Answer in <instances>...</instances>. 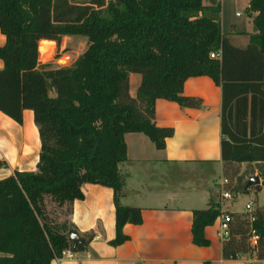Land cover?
<instances>
[{
  "label": "trees",
  "instance_id": "trees-1",
  "mask_svg": "<svg viewBox=\"0 0 264 264\" xmlns=\"http://www.w3.org/2000/svg\"><path fill=\"white\" fill-rule=\"evenodd\" d=\"M220 11L219 0H0V111L21 123L23 111L31 110L41 143L34 171L0 179V264H52L66 249L86 250L93 232L73 248L69 236L77 230L68 218L84 183L112 189L109 242L128 239L124 225L140 224L142 215L120 201L124 135L143 133L163 149L174 130L156 125L155 101L200 107V98L182 93L189 77L208 76L222 88L225 190L245 193L255 175L264 186V0H250L246 8L254 33L244 47L222 33ZM64 36L86 37L85 50L68 66L41 63L39 42L59 46ZM130 74L140 75L133 96ZM232 86L238 89L227 95ZM242 163L255 165L243 182ZM47 197L66 207L65 220L50 216ZM222 213L231 218L222 257L254 253L264 260V206L224 212L210 203L193 210V243L207 245L204 228ZM250 228L258 235L255 248L248 244Z\"/></svg>",
  "mask_w": 264,
  "mask_h": 264
},
{
  "label": "crops",
  "instance_id": "crops-1",
  "mask_svg": "<svg viewBox=\"0 0 264 264\" xmlns=\"http://www.w3.org/2000/svg\"><path fill=\"white\" fill-rule=\"evenodd\" d=\"M249 1L246 0L245 11ZM246 17L248 28L242 31L233 26L228 35L237 46L247 45L254 33L252 17ZM46 41L49 47L55 45L51 40L40 42ZM4 43L0 32V46ZM134 81L135 74H130V87ZM234 87L229 88L227 95L238 89ZM182 93L200 98L201 106L181 107L166 99L155 101L156 125L174 130L163 149H157L143 133L124 135L127 158L118 166L124 176L120 201L141 209V223L125 224L123 233L128 239L119 245L110 244L115 236L113 191L84 183L83 198L73 201L68 218L80 236L93 232L94 237L86 250L75 252L73 258L56 259L52 264H264L254 253H243L236 259L222 257L219 218L204 228L207 245L193 243V210L207 208L211 203L219 204L224 212H232L225 202L227 198L221 197L225 189L221 185V143L228 134L222 133V88L210 77L187 78ZM130 94L133 96L135 91L130 89ZM40 147L31 110L23 111L21 123L0 111V179L14 170L34 171Z\"/></svg>",
  "mask_w": 264,
  "mask_h": 264
},
{
  "label": "rangeland",
  "instance_id": "rangeland-1",
  "mask_svg": "<svg viewBox=\"0 0 264 264\" xmlns=\"http://www.w3.org/2000/svg\"><path fill=\"white\" fill-rule=\"evenodd\" d=\"M74 1L83 3L85 0ZM245 6L246 0H221L220 23L223 33L229 35L233 26H237L242 31L248 28L250 24L247 22ZM54 43L55 45L52 43L51 47L48 45V50L46 53H41L39 50L40 62H49L54 66H68L85 50L87 39L86 37L71 36L62 38L59 46L56 44V42ZM58 58L61 60L58 61ZM139 81L140 75L135 74V81L131 84L130 89L135 91ZM254 168L255 165L253 164L240 165L241 182L247 180L251 175L254 174ZM235 185L236 181H231L230 187H234ZM227 191L230 193L231 197L227 198L225 202L227 203L228 209L234 212L245 211V205L249 202L252 203V210L258 206H264V186L260 191L255 190L254 185H252L251 188L245 193H235L230 190ZM46 202L47 210L54 220L61 222L67 218L66 207H59L48 197L46 198Z\"/></svg>",
  "mask_w": 264,
  "mask_h": 264
},
{
  "label": "built area",
  "instance_id": "built-area-1",
  "mask_svg": "<svg viewBox=\"0 0 264 264\" xmlns=\"http://www.w3.org/2000/svg\"><path fill=\"white\" fill-rule=\"evenodd\" d=\"M219 56L218 53H211L210 57L211 58H217ZM61 60L58 58V61ZM228 182V180L226 178L223 179L221 185H225ZM263 186V185H262ZM221 197L222 198H229L231 197L230 193L225 190L222 189L221 191ZM246 210L251 212L252 211V203L249 202L245 205ZM219 225H218V236L222 241H225L229 238L230 236V221L231 218L227 213H222L219 217ZM254 218L252 215H250V221H253ZM257 241H258V235L255 231V229L250 228L249 231V236H248V244L249 246H251L252 248H255V246L257 245ZM75 256V252L71 251L70 249H66L62 252L61 257L57 258V260H60L62 258H73Z\"/></svg>",
  "mask_w": 264,
  "mask_h": 264
},
{
  "label": "water",
  "instance_id": "water-1",
  "mask_svg": "<svg viewBox=\"0 0 264 264\" xmlns=\"http://www.w3.org/2000/svg\"><path fill=\"white\" fill-rule=\"evenodd\" d=\"M250 185H254L255 189L257 191H260L262 189V182L259 178V176L255 175L253 177H251L247 184L246 187L250 186ZM71 242H72V247L75 248L78 244H83L85 242V239L80 236L77 232H72L69 236Z\"/></svg>",
  "mask_w": 264,
  "mask_h": 264
},
{
  "label": "bare ground",
  "instance_id": "bare-ground-1",
  "mask_svg": "<svg viewBox=\"0 0 264 264\" xmlns=\"http://www.w3.org/2000/svg\"><path fill=\"white\" fill-rule=\"evenodd\" d=\"M48 44H50L49 42H40V46H39V50L41 51V53H46V51L48 50Z\"/></svg>",
  "mask_w": 264,
  "mask_h": 264
}]
</instances>
